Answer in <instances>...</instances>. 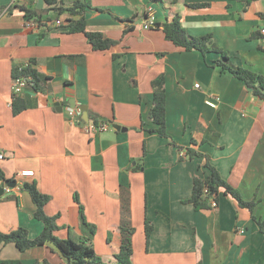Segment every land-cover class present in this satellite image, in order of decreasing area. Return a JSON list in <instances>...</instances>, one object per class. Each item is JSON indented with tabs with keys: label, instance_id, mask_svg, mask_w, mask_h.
I'll list each match as a JSON object with an SVG mask.
<instances>
[{
	"label": "crops",
	"instance_id": "1",
	"mask_svg": "<svg viewBox=\"0 0 264 264\" xmlns=\"http://www.w3.org/2000/svg\"><path fill=\"white\" fill-rule=\"evenodd\" d=\"M83 1L87 30L116 40L110 49L95 50L84 33L66 32L68 13L29 21L23 7H38V0H0V171L17 183L0 194V231L25 227L32 238L42 232L23 188L36 181L51 196L45 210L58 215L56 234L89 237L84 216L96 228L94 249L110 264L125 224L135 228L134 264H264V233L248 208L223 190L209 209L186 202L195 174H210L208 156L244 199L257 200L253 215L264 217V100L215 65L220 54L177 47L162 26L179 15L188 35H212L232 64L264 75V0ZM151 16L155 24L146 29ZM30 61L41 88L27 86L26 108L15 114L13 72ZM156 90L166 93L169 137L146 130L156 127L149 117ZM212 97L216 107L207 103ZM71 101L87 105L88 121L84 112L69 118ZM92 115L109 127L87 131ZM189 146L204 155L192 158ZM146 220L154 226L148 243ZM0 258L67 264L52 244L20 251L0 243Z\"/></svg>",
	"mask_w": 264,
	"mask_h": 264
},
{
	"label": "trees",
	"instance_id": "2",
	"mask_svg": "<svg viewBox=\"0 0 264 264\" xmlns=\"http://www.w3.org/2000/svg\"><path fill=\"white\" fill-rule=\"evenodd\" d=\"M201 4H194L200 6ZM88 4L83 0H74L70 4H66L63 0H44V6L39 8L35 6L33 9L23 7L25 17L30 21L42 22V17L49 14L51 11L57 14V17L64 13L70 14L72 17L67 18V23L62 26L66 28L68 33H84L88 42L95 50H107L114 46L117 41L106 36L101 31L87 30V12ZM120 20L126 21L116 17ZM159 26V25H157ZM163 31L167 40L171 41L175 46L185 50H200L203 53L207 51H215L220 54V57L215 61V65L220 66L223 70H227L232 75L242 81L252 90V92L264 100V75L254 72L246 67L237 66L231 63L230 57L225 50L219 47L214 41L212 35L203 36H190L187 34L184 26L182 25L181 17L179 15L173 16L172 19L167 20L163 25ZM263 34L254 32L250 38H257ZM264 36V35H263ZM33 61L24 65L15 67L13 72V79L18 77H26L28 85L36 90L41 88V76L38 70L34 67ZM21 95L12 94L11 105L15 114L20 113L26 108L25 101ZM166 93L162 90H156L153 94L152 105L149 110V117L156 124L155 128H146L151 133H158L161 136L169 137L167 132V119H166ZM94 123L100 125L106 123V119H100L97 116H91ZM108 124V123H107ZM172 144H176L174 140H170ZM192 144H196L192 140ZM179 149L183 147L177 145ZM187 154L192 158L201 157L204 154L196 150L193 146L187 147ZM183 158V157H181ZM204 166L210 170V174L206 177L195 174L193 179V193L186 202L192 203L196 210L212 208V199L219 201L221 190L225 194L234 197L241 207L248 208L252 212V218L257 222L261 232L264 233V217L257 218L253 215V210L257 204V200H246L242 196L239 189L231 185L225 180L219 170L210 162L209 157L204 162ZM0 179L6 181L4 174L0 171ZM23 188L27 190L36 205L34 216L41 220L44 224L42 232L32 238L29 236V231L25 227H18L10 232L0 231V243H14L20 251H26L35 246H44L52 244L54 248L60 253L62 258L67 264H110L102 259V257L94 249L92 238L95 233V226L86 221L83 216V222L90 228V236L82 240L76 241L72 238H60L56 232L59 229L58 215H49L46 213L45 207L51 199V196L42 193L37 186L36 181L25 182ZM121 230V243L120 249L114 254L116 264H134L132 261L133 243L132 235L135 228L122 225ZM154 230L152 222L146 220L145 234L147 243ZM0 264H22L20 260H3L0 258Z\"/></svg>",
	"mask_w": 264,
	"mask_h": 264
},
{
	"label": "built area",
	"instance_id": "3",
	"mask_svg": "<svg viewBox=\"0 0 264 264\" xmlns=\"http://www.w3.org/2000/svg\"><path fill=\"white\" fill-rule=\"evenodd\" d=\"M58 23H61L60 20H57ZM31 25H34V22H30ZM155 24L154 22V16H151L150 18H148L145 22H144V28H150ZM262 33L264 34V28L262 29ZM28 85V80L26 77H18L16 79H13V83H12V94H17V95H21L24 91V89L27 87ZM200 84L197 83L196 87H199ZM214 97L207 99V103L212 106V107H216L217 103L216 100L213 99ZM67 113L69 115L70 119H75L77 117H80L83 113L82 109L79 107H68L67 109ZM86 128L87 131H94V130H98V129H102L105 130L109 127V125L107 123H102L100 125L95 124L94 122H92L91 124H87L84 126ZM0 158H3V155H0ZM15 187H11L9 185H5L4 186V190L6 192H11ZM218 203L217 201L212 199V206L215 207L217 206Z\"/></svg>",
	"mask_w": 264,
	"mask_h": 264
},
{
	"label": "water",
	"instance_id": "4",
	"mask_svg": "<svg viewBox=\"0 0 264 264\" xmlns=\"http://www.w3.org/2000/svg\"><path fill=\"white\" fill-rule=\"evenodd\" d=\"M43 4H44V0H38V7L39 8L43 7ZM70 103H71V106L72 107H76V102L75 101H71ZM56 105L60 108L59 110L62 111L61 103L58 102V103H56ZM79 108H81L83 110V112H84V119L86 121H88L89 120V116H88V107H87V105H80ZM113 127L115 129H117V130H126V127H123L122 125L116 124V123L113 124ZM188 158L190 159V156H188ZM5 185H9L11 187H16L17 186V183L15 181H10L9 180V181H6V183L1 184L0 185V194L3 193L4 186Z\"/></svg>",
	"mask_w": 264,
	"mask_h": 264
},
{
	"label": "rangeland",
	"instance_id": "5",
	"mask_svg": "<svg viewBox=\"0 0 264 264\" xmlns=\"http://www.w3.org/2000/svg\"><path fill=\"white\" fill-rule=\"evenodd\" d=\"M49 15H50V14H49ZM50 16H53V14H52V15H50ZM50 16H49V17H50ZM53 18H56V16H53Z\"/></svg>",
	"mask_w": 264,
	"mask_h": 264
}]
</instances>
